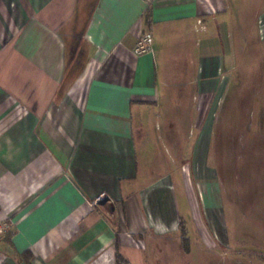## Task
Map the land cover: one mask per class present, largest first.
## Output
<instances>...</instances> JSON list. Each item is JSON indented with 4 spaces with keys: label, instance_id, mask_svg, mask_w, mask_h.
<instances>
[{
    "label": "crops",
    "instance_id": "crops-1",
    "mask_svg": "<svg viewBox=\"0 0 264 264\" xmlns=\"http://www.w3.org/2000/svg\"><path fill=\"white\" fill-rule=\"evenodd\" d=\"M236 76L264 80V0H0V264H149L144 236L190 242L155 143L189 160L218 233L210 96Z\"/></svg>",
    "mask_w": 264,
    "mask_h": 264
},
{
    "label": "rangeland",
    "instance_id": "rangeland-1",
    "mask_svg": "<svg viewBox=\"0 0 264 264\" xmlns=\"http://www.w3.org/2000/svg\"><path fill=\"white\" fill-rule=\"evenodd\" d=\"M254 49L251 45L247 60L255 59ZM219 90L210 96L207 158L222 204L219 232L206 224L194 181L185 178H192L189 160H174L166 145L162 153V143L151 144L152 154L156 149L159 155L157 177L171 180L179 211L189 217L190 242L144 236L159 249V262L149 264H264V80L236 76Z\"/></svg>",
    "mask_w": 264,
    "mask_h": 264
},
{
    "label": "built area",
    "instance_id": "built-area-1",
    "mask_svg": "<svg viewBox=\"0 0 264 264\" xmlns=\"http://www.w3.org/2000/svg\"><path fill=\"white\" fill-rule=\"evenodd\" d=\"M150 36L146 33H141L137 36V41H136V50L138 53H144L150 49ZM106 198L105 193H100L94 200L93 204H96L99 200H103ZM5 228L4 225L0 222V236L4 233Z\"/></svg>",
    "mask_w": 264,
    "mask_h": 264
},
{
    "label": "trees",
    "instance_id": "trees-1",
    "mask_svg": "<svg viewBox=\"0 0 264 264\" xmlns=\"http://www.w3.org/2000/svg\"><path fill=\"white\" fill-rule=\"evenodd\" d=\"M115 264H131V263L117 252L115 253Z\"/></svg>",
    "mask_w": 264,
    "mask_h": 264
}]
</instances>
